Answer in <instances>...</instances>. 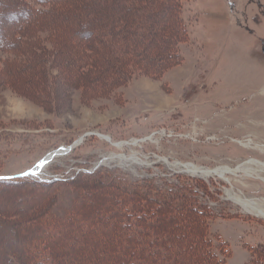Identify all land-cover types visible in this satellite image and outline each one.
I'll return each mask as SVG.
<instances>
[{
    "label": "rangeland",
    "instance_id": "374dc122",
    "mask_svg": "<svg viewBox=\"0 0 264 264\" xmlns=\"http://www.w3.org/2000/svg\"><path fill=\"white\" fill-rule=\"evenodd\" d=\"M3 1L2 14L24 8L38 17L35 26L25 23L3 33L11 44L0 47V177L33 172L48 154L65 153L32 177L44 183L54 181L50 186L28 181L15 189L0 187V236L4 238L0 264H12L7 252H14L23 230L31 226L27 223L39 213L47 220L56 215L70 230L81 217V213H72L79 201L87 208L92 206L90 214L96 212L93 205L98 200L111 202L108 180L117 185L118 181L124 190H137L142 197L148 193L169 201L170 217L180 229L174 243L170 242L169 262L176 263L179 250L185 247L178 214H185V209L191 212L188 207L180 208L186 200L203 213V229L211 242L206 252L219 264H264V219L245 213L226 195L232 190L240 198L257 201L264 210V183L241 176H228L226 183L187 169L189 165L235 168L252 159L264 163V0H182L188 29L180 45L182 63L160 76L143 70L129 47L123 48L119 36H108L110 29L113 34L122 26L121 21L106 27L108 35L95 34L103 22L97 23V16L89 17L104 9L101 0L90 4L86 0ZM144 1L135 11H149L156 23L150 17L147 29L153 38L142 37L144 45L139 44L138 50L143 48L157 67V39L161 40L167 19L173 20L164 14L173 3ZM117 2L123 8L127 2L137 5V0ZM132 16L139 17L133 12ZM13 21L0 20V28ZM25 26L29 30L23 31ZM122 72L125 79L118 75ZM91 182L100 188L79 193L77 187ZM183 195L186 199L182 201ZM116 202L119 206L120 200ZM151 207L153 214L148 219H153H147L151 225L145 233L155 242L158 209ZM61 211L66 214L64 219L59 217ZM80 225L92 231L87 228L91 225ZM93 228L101 229L98 238L114 236L112 229ZM42 230L57 232L49 224ZM75 233L73 229L79 249L83 234ZM89 239L81 253H74L85 256L87 251L90 263L107 264L100 251L103 241L96 245ZM155 245L160 247L162 242L156 240ZM165 260L164 253L158 263L165 264Z\"/></svg>",
    "mask_w": 264,
    "mask_h": 264
},
{
    "label": "trees",
    "instance_id": "16d2710c",
    "mask_svg": "<svg viewBox=\"0 0 264 264\" xmlns=\"http://www.w3.org/2000/svg\"><path fill=\"white\" fill-rule=\"evenodd\" d=\"M38 2H41L42 4H52V3H58L65 0H36ZM94 0H86L87 4L92 3ZM157 2V0H154ZM182 0H171V3H173V6H165L166 12L164 13L168 17L172 15L173 20L170 22L169 19H167L166 23L164 24L162 30L163 34L165 33V36L163 34L161 35L160 39H157L158 46L155 48L156 53L154 55H158L159 61L157 64V67H154V64H152L153 59H147V56L144 55V52L141 50H138V47L140 49L139 44L142 46L144 43H140L142 40V37L145 35H149V40L151 41V37L154 35L153 32L148 33V27L150 26L149 19L152 17L153 23H156V20L153 19V16H151V13L148 11L147 13H144L142 9L139 8V11H135L136 8L142 7L145 5L146 1L144 0H137V5L133 4V2H127L126 8L122 7L121 1L120 3L117 2V0H107V4H104V0H101L100 4L104 5V9L100 11H97L96 14L89 17L90 19H94L93 16H97V23H102L104 27L101 26V28H98L95 31V34H106L108 35V31L106 30V27L112 26L113 23L116 21H121L122 26L118 27V30H115V32L112 34V29H110L111 34L108 35L110 38L113 37L116 34V37L119 40L121 45H123L124 49H127L129 47L130 53L134 59H136L137 62H140V66H142L143 70H149L151 73H153L155 76L162 75L165 71L169 70V68L173 66H179L182 63V55L180 51V45L187 39L188 36V29L183 21L182 13ZM4 2V1H3ZM2 2V3H3ZM165 4L167 3V0H158V3ZM6 3V0L5 2ZM120 4V7L117 8V5ZM96 6H99L98 4ZM163 7V6H162ZM161 7V8H162ZM21 11L15 12V13H0V20H11L13 23L11 26H4L0 28V47H3L4 45H1L2 43L5 44L8 42V40L4 39V32L7 30L15 29L17 26V29L20 28L21 24L28 23L30 25L34 24L37 21L36 17L38 15L34 12H31V14L23 9H20ZM78 12V11H77ZM137 13L138 18L131 17V13ZM84 13V12H82ZM110 13V16L107 17V14ZM93 14V13H90ZM101 14V15H100ZM44 15V14H42ZM41 15V16H42ZM123 16H127V20L123 21ZM101 17V18H100ZM167 17V18H168ZM63 19V17H62ZM123 21V22H122ZM22 22V23H21ZM79 22H76L78 24ZM20 24V25H18ZM116 24V23H115ZM145 25L146 28H145ZM77 27V26H76ZM24 29V27H23ZM29 29L26 28L23 31H27ZM161 30V28L159 29ZM9 31V32H10ZM12 32V31H11ZM10 32V34H11ZM97 32V33H96ZM88 38L89 33L85 34ZM21 37V36H20ZM90 37V36H89ZM153 38V37H152ZM112 39V38H111ZM147 42H149L147 40ZM11 44L9 41L6 46L8 47ZM130 44V45H129ZM13 46V44H12ZM118 46V45H117ZM120 46V45H119ZM131 48V49H130ZM161 66V67H160ZM155 68H158L155 70ZM154 71V72H153ZM121 79H125L127 77L126 74L123 72L118 74ZM34 175H28L23 177H15V178H1L0 177V187L3 189H15L20 187L24 182H33L37 185H44V186H50L53 184L54 181L49 182H41L36 180L35 178H32ZM94 179V176L91 177ZM90 180V179H89ZM44 183V184H43ZM95 183L99 184L100 181L97 180ZM102 183V182H101ZM107 183H109V190L107 196L111 198V202H106L103 198V200H98L93 207H95L93 211L94 214H90L92 206H88V208L79 201V208L74 207V210L72 208V213L79 214L81 217L78 218L77 224L72 225V229L68 230L69 226L63 225L61 223V219H59L56 215L52 216L47 220L42 217L43 213H39L38 217L32 219L27 223L31 226L25 228V232H23V235L18 241L16 242V238L13 242L18 243L19 245H16V249L14 252H7V255H10L8 260L13 264V262L16 263V260L13 256L18 259V263L16 264H92L89 262L90 258L86 256H77L74 252L79 251L81 253V250H83V247H85V240L87 238H90L87 240L88 242L94 240V244L97 245V243L100 242V240L103 241V245L101 246L100 251H102L104 260H108L107 264H160L158 263L160 260V257L162 254L165 253L166 260L165 264H173V262L170 261V248L171 244L170 242L174 243L175 236L180 234V229H176L175 226H178L176 223H174V219L170 217L172 214V208L170 206L169 201H165L163 197H156L155 195L145 194L140 195L137 190H124L122 186H120L119 182L117 181L118 185L115 183L113 184V181L108 180ZM48 184V185H46ZM106 185V182H105ZM88 186V187H87ZM95 186V187H94ZM100 188L98 185L93 184L92 182L89 184L84 185L83 187L79 188L77 187V190H79V193H86L88 191L95 192L97 189ZM182 196V193H181ZM161 198V199H160ZM182 201L186 199L185 195L181 198ZM119 202V206H117V202ZM165 203H164V201ZM158 202V204H157ZM177 202H179L177 200ZM181 202V201H180ZM184 202V204H183ZM181 202L180 208L183 210V208H190L189 212L187 209L184 210V213L178 214V217L181 219L183 227L181 230L182 233H184V238L181 241L185 242V247L182 248V250H179L178 252V259L177 262L174 264H219L220 262L217 261L215 257L212 256L211 253L206 252V249L210 247L211 242H209L208 232L204 231L203 224L204 222L201 220V216L203 213L201 211L199 212V215L196 212V209H192L190 204H187L186 200ZM190 202V200H189ZM164 203V204H163ZM101 204V206H100ZM163 204V205H162ZM179 204V203H178ZM105 206H108L105 208ZM151 206H157V220L155 221L156 225H159L158 228L155 230L157 231L156 236L159 242H162V246L158 247L155 245V242H153L152 236L148 237L145 233V231L148 229L147 225V219L148 216L153 214L150 212L152 210ZM194 206V205H193ZM88 210L86 211L85 208ZM102 208V210L99 211V208ZM195 207V206H194ZM193 207V208H194ZM46 208V207H45ZM147 208V210H143ZM84 210L85 213H82ZM125 210V211H124ZM123 212V214H122ZM146 212V213H145ZM149 212V213H148ZM201 212V213H200ZM109 215L110 218H103V215ZM114 214H121L122 216H113ZM60 218L64 219L65 213L62 211L59 214ZM128 216V217H126ZM151 216L150 218H152ZM77 218V217H75ZM99 218L101 219L99 221ZM148 220H151V219ZM129 219V220H128ZM179 219V221H180ZM46 220V221H45ZM72 222V221H71ZM79 222L82 224H88L87 227L89 231H86V229H82L81 225L79 226ZM108 222L111 225L112 228L108 227ZM73 223V222H72ZM150 223V221H149ZM26 224V223H25ZM46 224H49L52 227V231H57L56 233L51 231L42 230V226H46ZM104 226V228L112 229L111 233H114V236L111 237L109 234H104V237L101 239V229L96 231L93 227L94 226ZM29 226V225H28ZM65 226V227H64ZM154 226V225H153ZM63 227V228H62ZM156 227V226H154ZM12 228V227H11ZM16 228V227H15ZM178 228V227H177ZM1 229V228H0ZM32 229V230H30ZM61 231H58V230ZM75 230V236L82 235L83 238H79L83 242V246H79V249H76L75 243L79 242L71 233ZM65 230V231H63ZM12 231L15 233L16 231ZM16 233L20 234L19 231ZM131 233L136 234L137 237H134ZM181 233V234H182ZM22 234V233H21ZM97 235V236H95ZM98 235L99 238H98ZM95 236V237H93ZM20 237V236H19ZM155 237V235H154ZM26 238V239H25ZM114 238V239H113ZM4 238L0 236V245L2 244V240ZM137 239V240H136ZM115 242L118 245H115ZM139 240V241H138ZM20 241L22 243H20ZM69 243V245L66 246V244ZM80 243V242H79ZM88 244V243H87ZM167 248H165V246ZM2 246V245H1ZM2 250L3 248L0 247ZM90 250L89 246L87 247V250ZM2 252V251H0ZM205 252V253H204ZM93 253V251H92ZM3 255L5 253H2ZM6 256V255H5ZM162 261V260H161ZM105 262V261H104ZM102 262V263H104ZM100 264V263H98Z\"/></svg>",
    "mask_w": 264,
    "mask_h": 264
},
{
    "label": "bare ground",
    "instance_id": "6f19581e",
    "mask_svg": "<svg viewBox=\"0 0 264 264\" xmlns=\"http://www.w3.org/2000/svg\"><path fill=\"white\" fill-rule=\"evenodd\" d=\"M101 137V136H100ZM103 138V137H102ZM107 141V138H103ZM70 149H67V151ZM65 153V150H59L57 152H54L53 154H48L45 157V164L43 166H39L37 170H42L46 167V165L54 158L63 155ZM190 172L194 175H200L204 178H218L224 182H228V176L233 177H247V178H253L258 179L261 182L264 183V177L262 174H264V163L259 162L257 160H248L242 164L237 165L235 168L230 167H219L215 169H200L195 168L193 165H189L188 168ZM226 195L230 201H232L235 205L240 207L245 213L252 215L256 218L264 219V210L259 206L258 202L255 200L240 198L236 196L233 191L227 190Z\"/></svg>",
    "mask_w": 264,
    "mask_h": 264
},
{
    "label": "water",
    "instance_id": "95a60500",
    "mask_svg": "<svg viewBox=\"0 0 264 264\" xmlns=\"http://www.w3.org/2000/svg\"><path fill=\"white\" fill-rule=\"evenodd\" d=\"M45 160H43V161H41L40 163H39V166H43L44 164H45ZM38 166V167H39ZM35 173H38V171L37 172H35V171H33V172H27V173H25V174H22V175H20V176H17V177H23V176H27V175H33V174H35Z\"/></svg>",
    "mask_w": 264,
    "mask_h": 264
}]
</instances>
